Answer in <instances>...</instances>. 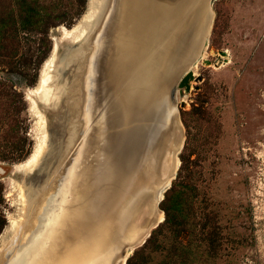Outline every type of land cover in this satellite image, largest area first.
I'll use <instances>...</instances> for the list:
<instances>
[{"label": "rangeland", "instance_id": "374dc122", "mask_svg": "<svg viewBox=\"0 0 264 264\" xmlns=\"http://www.w3.org/2000/svg\"><path fill=\"white\" fill-rule=\"evenodd\" d=\"M89 1L0 0L3 236L22 208L24 180L40 177L15 165L34 152L39 131L51 143L69 133L67 97L52 107L33 89L53 38L88 25ZM207 4L212 25L203 55L188 89L178 85L182 75L175 85L181 146L156 203L162 221L126 253L124 264H264V0Z\"/></svg>", "mask_w": 264, "mask_h": 264}, {"label": "water", "instance_id": "95a60500", "mask_svg": "<svg viewBox=\"0 0 264 264\" xmlns=\"http://www.w3.org/2000/svg\"><path fill=\"white\" fill-rule=\"evenodd\" d=\"M91 1L87 9L93 7V16L84 38L58 39L53 84L61 90L49 104L54 107L63 97L72 102L76 95L77 110L72 113L68 108V127L76 132L57 143L44 134L28 171L40 177L24 180L22 220L0 248V264L19 260V264H124L126 253L143 243L150 229L162 221L155 217L156 203L173 177L181 146L175 85L182 75L178 85L187 90L185 83L194 75L192 68L212 25L207 4L211 0ZM97 116L106 121L97 118L99 125L95 124ZM90 125L98 132L94 136L111 128L115 135L134 136L131 181L117 161L112 184L99 182L98 157L104 143L98 139L96 150L86 159L91 151ZM3 171L0 167V174ZM85 178L92 180L91 186L84 184ZM78 181L86 186H78ZM92 187L103 197L89 200L86 206L83 199ZM141 188L147 196L140 194ZM39 229L44 232L41 241L34 236ZM18 252L26 257L21 259Z\"/></svg>", "mask_w": 264, "mask_h": 264}, {"label": "bare ground", "instance_id": "6f19581e", "mask_svg": "<svg viewBox=\"0 0 264 264\" xmlns=\"http://www.w3.org/2000/svg\"><path fill=\"white\" fill-rule=\"evenodd\" d=\"M89 2H91L90 4L92 5V1H89ZM92 9H93V7L91 8V11H93ZM155 15L156 14H153L152 17H151V19L153 21L156 20V16ZM91 16H93V12H91ZM91 16H90V14L87 15V17H89V18ZM90 19H89V22L91 21ZM85 21H87V20L85 19ZM81 22H82V20H81ZM89 22H87V24H88L87 26H86V24L84 25L83 23H80L77 26H75L73 29H69V30L66 29V28L65 29H61L62 30L61 31V38L63 40L64 39L74 38L76 41H81L82 38H84L87 30L89 29V25H90ZM179 28H178V30H179ZM195 32H196V30L194 32H192L193 33V37H194ZM182 39H184V37H182ZM57 43H59V40L53 38V48H52V52L50 54L49 60L46 61L45 65H44V67L42 69L37 89H33V92L36 93L37 97L42 99L41 102L42 103H46L48 105L50 104V99L52 100V98L55 97L57 92H59L61 90V87H57L56 85L53 84L54 83L53 81L56 80L55 79V74H56L55 67H56V64L58 63L57 62L58 57L56 56ZM202 55L203 54H201V56ZM196 62L194 63V66H195ZM136 64L137 63H135L134 65H136ZM194 66H193V68H194ZM140 68H141V66H140ZM193 68H192V71L194 70ZM193 73H194V71H193ZM125 74H128V72H125ZM76 76H78V75H76ZM127 83H129L128 80H127ZM185 85L187 86L188 84L185 83ZM112 93H114V92H112ZM76 98H77L76 95H74L72 102L69 101L70 100L69 98H67V100L65 99L66 102H68V101L70 102L69 103L70 104L69 107H70L72 113L74 112V108H75V111L77 110V108L75 106H73V104L78 105V102H77ZM162 100H163L162 97H160L158 99V103L160 105L162 103ZM33 111L36 112L35 115L40 119L39 122H41V126L43 127V124H44L43 123V115L40 113V110L37 111L36 108L34 107ZM97 118H98V120L100 122L106 121L105 117H102V116H97L94 119V121ZM90 121H93V118H91V120L89 118V122ZM73 123L75 124V120L73 121ZM95 124L99 125L98 122H96V121H95ZM101 127H99V129ZM89 128H91V130H90V134L88 136V144H89V147H91V151L86 153V159H87L88 156L90 157V155L91 156L93 155V152L96 150V148L98 146V144H97L98 143V139H102L103 143H104L103 152L100 153L99 157H98V164H99V166H98V179H99V182L101 184H108V185L112 184V182L115 180V173H113V171L115 169L114 164H117V161H119V164L122 166L123 170H125L127 172V175H128V177H129V179L131 181L132 178H133V175H135V171H133V167L131 166V164L133 163V158H134L132 153H133V150H134L135 142L134 141L130 142V140L134 136L132 134L128 133V132H126L125 134H122L123 136L115 135L113 128H111L107 132V134H105V135L100 134V135L94 136V135H91V134H96L98 132L97 131H93L94 127L93 126L91 127V125H90ZM75 132H76L75 131V127H73V128L70 127L69 133H68L69 139L71 138L70 136H72ZM44 134H41L40 131L38 132V135L36 137L37 145L35 147L34 152L30 155V157L28 159H26L22 163L16 164L15 167H14L15 171H18L20 173H23V171H25L26 173H28V171L32 169L34 163L36 162L35 160L38 157V153H39V151H40V149L42 147V143L44 141ZM116 136L121 138L122 141H118ZM127 143H128L127 148L124 149L121 153L116 154L117 150L121 149L122 148L121 146L126 145ZM115 147H116V152L114 153ZM175 169H176V166H175ZM119 181L122 183V178H119ZM124 181H125V179L123 180V183H124ZM14 183H15V181H14ZM84 184H87V185L91 186L92 185V180L89 179V178H85L84 179ZM169 185H170V183H167V186H169ZM78 186L84 187L86 185L82 186V181H78ZM97 188H98V186H97ZM24 190L25 189L23 188V192L25 193ZM98 191H99V188H98ZM108 191L112 192V187L109 186L108 187ZM24 193H23V196H22L23 197V201H21L22 208H19L17 214L15 216L11 217V223H10L9 229L5 233V236H3V234H4L6 229L3 231V233L0 236V248L4 244H7V242H8L7 240L16 233V228L18 227V223L22 220L21 213H22V209H23V206H24V202H25ZM140 194L145 196L147 194V192H145L144 189L141 188ZM74 196H76V194H74ZM101 197H103V195H99L98 192L92 187V191L90 193H87L85 198L83 199L84 200V205L89 206V200H91V202H93L94 200H99ZM106 197H108V196H106ZM144 198L145 197H141V201ZM72 200L76 201V199H72ZM143 202L144 201H142V203ZM107 205H108V203H107ZM47 216H49V214ZM155 217L158 219V221H161V217H159L158 213L155 215ZM43 235H44V232H43L42 229L37 230L35 232V234H34L35 238L38 239L39 241H41ZM35 238H33V239H35ZM21 252H18V257H21V259H22L23 257H26V255L25 256H23L24 254L20 255ZM19 263H20V260L17 263L15 262L14 264H19Z\"/></svg>", "mask_w": 264, "mask_h": 264}, {"label": "trees", "instance_id": "16d2710c", "mask_svg": "<svg viewBox=\"0 0 264 264\" xmlns=\"http://www.w3.org/2000/svg\"><path fill=\"white\" fill-rule=\"evenodd\" d=\"M27 157H28V156H27ZM27 157H26V158H27ZM26 158H25V159H26ZM1 220H2V218H0V232H1V230L3 229L4 224H5V222H4V221L2 222Z\"/></svg>", "mask_w": 264, "mask_h": 264}]
</instances>
